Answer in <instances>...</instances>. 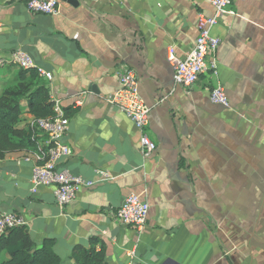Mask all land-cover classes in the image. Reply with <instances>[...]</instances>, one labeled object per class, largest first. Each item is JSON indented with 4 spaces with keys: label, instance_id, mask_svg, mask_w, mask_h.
Returning <instances> with one entry per match:
<instances>
[{
    "label": "crops",
    "instance_id": "crops-1",
    "mask_svg": "<svg viewBox=\"0 0 264 264\" xmlns=\"http://www.w3.org/2000/svg\"><path fill=\"white\" fill-rule=\"evenodd\" d=\"M79 1L47 15L0 0V58L19 48L51 74L50 97L69 118L70 155L57 168L95 185L60 208L52 186L29 190L33 162L22 158L35 152H11L0 158V210L20 215L38 246L53 239L60 264L100 243L107 264H264V0H233L236 15L217 19L214 67L189 90L173 83L169 47L176 58L190 51L199 15L213 14L205 0ZM124 68L150 107L147 160L139 131L109 102ZM18 71L0 66V89ZM216 86L227 105L210 101ZM97 168L114 178L99 180ZM131 193L149 204L140 233L112 215Z\"/></svg>",
    "mask_w": 264,
    "mask_h": 264
},
{
    "label": "built area",
    "instance_id": "built-area-1",
    "mask_svg": "<svg viewBox=\"0 0 264 264\" xmlns=\"http://www.w3.org/2000/svg\"><path fill=\"white\" fill-rule=\"evenodd\" d=\"M61 0H26V7L32 13H44L54 15L57 13ZM212 8V15L200 14L198 17V34L190 51L183 58H176L173 47H169L170 61H172V80L174 85L191 89L202 74L214 67L211 56L220 45V35H212L211 27L217 23L222 15H236L231 9L233 0H205ZM12 65L29 69L36 67L38 75L50 79L51 74L33 64L31 57L23 50L14 49L7 58H0V66ZM51 99V97H50ZM211 102L227 105V97L220 86L209 91ZM53 115L32 121V125L38 130V135H44L43 146L33 153L32 157H24L22 160L32 161L29 178V190L37 193L41 187L52 186L56 204L62 208L70 203L80 188H92L95 183L86 181L80 176L72 175L65 170L57 168L58 161L62 157L70 155V147L62 137L68 131L69 118L65 114V108L58 99H51ZM110 104L123 113L133 123L140 133V153L147 160L155 152V142L149 136L146 127L150 114V107L142 99L138 91V79L131 69L124 68L118 75V86L113 91ZM79 100L74 105H80ZM95 173L99 180H111L114 178L110 171L97 168ZM149 211L148 201L140 195L131 193L124 197L121 205L113 211L114 219L123 226H130L137 232H141L147 220ZM25 220L18 214L0 210V234L8 230L24 226ZM125 264H134L127 262Z\"/></svg>",
    "mask_w": 264,
    "mask_h": 264
},
{
    "label": "trees",
    "instance_id": "trees-1",
    "mask_svg": "<svg viewBox=\"0 0 264 264\" xmlns=\"http://www.w3.org/2000/svg\"><path fill=\"white\" fill-rule=\"evenodd\" d=\"M17 68L18 82L0 89V158L21 150L37 151L39 132L32 121L53 115L49 80L39 76L36 67ZM53 244V239H45L38 246L24 226L12 228L0 234V253L7 255L0 264H60ZM70 257L77 264H107L103 243L98 250L94 245H77Z\"/></svg>",
    "mask_w": 264,
    "mask_h": 264
},
{
    "label": "water",
    "instance_id": "water-1",
    "mask_svg": "<svg viewBox=\"0 0 264 264\" xmlns=\"http://www.w3.org/2000/svg\"><path fill=\"white\" fill-rule=\"evenodd\" d=\"M61 1H65L67 3H70L73 6H78V4L80 3L79 0H61Z\"/></svg>",
    "mask_w": 264,
    "mask_h": 264
}]
</instances>
